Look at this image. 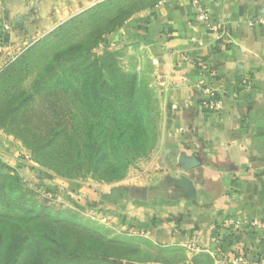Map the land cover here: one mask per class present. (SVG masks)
Instances as JSON below:
<instances>
[{"label":"crops","instance_id":"crops-1","mask_svg":"<svg viewBox=\"0 0 264 264\" xmlns=\"http://www.w3.org/2000/svg\"><path fill=\"white\" fill-rule=\"evenodd\" d=\"M102 1L0 0V65L27 41ZM203 2L219 33L196 21L190 0H167L114 35L150 51L159 141L142 171L102 187V209L131 235L182 253L156 264H220L218 249L232 259L264 257L261 232L223 227L228 219L264 221V28L253 22L264 18V0ZM199 64L216 73L215 88L226 102L221 116L200 105ZM17 148L0 136V156L13 167Z\"/></svg>","mask_w":264,"mask_h":264},{"label":"rangeland","instance_id":"rangeland-1","mask_svg":"<svg viewBox=\"0 0 264 264\" xmlns=\"http://www.w3.org/2000/svg\"><path fill=\"white\" fill-rule=\"evenodd\" d=\"M164 1L167 0H109L105 3L107 6L101 9L102 13H99L97 22H94L96 16L90 14L75 15L59 24L50 34L37 40L27 41V44L17 48L13 54L3 60L0 65V136L5 138L8 143L18 144L19 149L14 151L13 157L17 159L19 165L13 167L16 162L13 164L5 162L1 156L0 160L2 164L11 168L12 171L8 172L11 176H18L20 181L18 189L21 192L18 193V196L21 201L33 208L36 217H48V219L20 221L26 218L27 214L24 213H15L14 217L16 218L13 220L0 219V235L2 236L0 264L13 263L21 248L29 242L24 241L26 237L32 234H37L38 237L48 231L59 233L63 226L84 233L86 231L100 232L107 241L123 243L126 250L123 249L122 252L128 257L122 261L123 264H156L158 261H169L170 257L174 256L170 254L171 251L167 253L162 251L150 240L138 235L133 236L122 230L111 213L103 212L105 200H101L102 194L100 193L103 186L107 187L125 181L134 170L142 171L157 148L160 114L157 93L152 87L156 75L155 65L150 59V51L140 42L114 37V35L125 28L130 20ZM72 19H77V21L70 23ZM102 32L104 36L98 45L92 48L89 53L86 51L82 53L84 48L91 46L88 43L90 37L95 38ZM77 54L82 59L85 55H89L91 60H99L106 55H113L102 63L108 72L106 79L111 78L114 73L120 76L121 73L129 77L135 76L140 84L146 85L152 91L153 116L156 121L157 136L150 140L148 152L145 155L125 162V167L121 168L119 172L121 177L119 180L106 181L98 175L85 174L86 171H83L82 168L81 171L85 175L79 176L75 173L76 169L71 172L69 167L63 168L62 166L66 163L59 158L52 161L57 169L36 162L37 157L42 156L38 154L42 142H38L33 134L39 136L43 133L47 135L46 140H48L51 131L59 129L54 125V119L60 117V114L67 116L65 106L61 109L52 104L49 106L48 103L36 101L30 108L10 115L13 106L19 102V100L14 101L15 93L20 90L29 91L36 79H47L50 73L45 69L51 64L56 68L51 74L53 73L55 77L63 75V65L59 66L58 64H64L63 61L69 55L72 57ZM19 67L21 70H17ZM59 68L61 70H58ZM49 109L51 110L50 115L45 116ZM45 117H50L51 123H46L45 120L48 119ZM25 120L36 126V129L27 128ZM73 145L71 138L58 140L47 151H43V157L46 158L47 154L56 158L61 150L68 151ZM60 157H67L66 153H62ZM70 161L67 162L69 165L84 163L78 162L75 156H71ZM64 171L70 172L69 175L65 176ZM110 176L112 175H108L105 179L111 178ZM10 185L13 186V183ZM106 205H108L106 210L111 211L107 209L111 208V199ZM0 212L6 213L7 210H2L0 207ZM39 251H41L39 247H32L31 250L25 252V258H22L18 264H41L42 259L38 258ZM175 257L180 258V255Z\"/></svg>","mask_w":264,"mask_h":264},{"label":"trees","instance_id":"trees-1","mask_svg":"<svg viewBox=\"0 0 264 264\" xmlns=\"http://www.w3.org/2000/svg\"><path fill=\"white\" fill-rule=\"evenodd\" d=\"M106 2L99 3L79 15L96 16L94 22H97L101 9L107 6ZM74 21L77 19H72L70 23ZM103 36L102 32L95 38L90 37L88 43L91 46L84 48L82 53L84 51L89 53ZM3 41L6 42V37ZM111 56L113 55L91 60L89 55H85L83 59L78 54L72 57L69 55L63 61L64 64H58L63 65V75L55 77L53 73L51 74L56 69L51 64L45 69L50 73L47 79H36L29 91L20 90L15 93L14 101L19 100V102L13 106L10 115L30 108L36 101L48 103L49 106L52 104L61 109L65 106L67 112V116L60 114V117L54 119V125L59 129L52 130L48 140H46L47 135L43 133L39 136L33 134L38 142H42L38 153L42 156H38L36 162L57 169L52 161L59 158L66 163L63 168L69 167L71 172L76 169L75 173L79 176L92 174L106 181H114L121 178L119 172L125 167V162L148 152L150 140L157 136L152 91L146 85L140 84L135 76L129 77L122 73L120 76L114 73L111 78L106 79L108 72L102 63ZM50 111L49 109L45 116H49ZM45 119H48L45 120L46 123H51L50 117ZM25 123L30 130L36 129V126L30 124L28 120H25ZM67 138H71L74 143L68 151L61 150L56 158L47 154L46 158L43 157V151H47L53 143ZM62 153H66L67 157H60ZM71 156H75L78 162L84 163L69 165L67 162H71ZM1 162L0 160V207L7 212H0V219L13 220L16 218L15 213L27 214L26 218L20 221L48 219V217H36L33 208L21 201L18 196V193H21L18 189L20 182L18 176H11L8 173L12 171L11 168ZM81 168L86 171L85 174ZM69 173L64 171L63 174L68 176ZM108 175H112L111 178L105 179ZM10 183H13V186ZM1 237L0 235V242ZM24 241L29 242L21 248L12 264H18L22 258H25V252L32 247L41 249L38 256L42 259L41 264H123L122 261L128 258L122 252L123 249L126 250L123 243L107 241L100 232L84 233L67 226H63L59 233L48 231L38 237L37 234H32ZM162 251L170 252L165 249ZM120 254L123 255L119 256ZM170 254L174 255L170 259L176 258V255H180V258L182 256L179 251H171ZM170 262L172 261L164 260L156 263Z\"/></svg>","mask_w":264,"mask_h":264},{"label":"built area","instance_id":"built-area-1","mask_svg":"<svg viewBox=\"0 0 264 264\" xmlns=\"http://www.w3.org/2000/svg\"><path fill=\"white\" fill-rule=\"evenodd\" d=\"M193 10L195 12V19L199 23H203L207 25V27L213 33H219L221 31V27L218 24H213L212 17V9L210 5L204 4L203 0H190ZM217 0H211V2H215ZM255 25H259L264 28V18H257L253 21ZM5 31H9L8 27H4ZM1 44V39H0ZM200 76L197 79L196 86L201 91L203 95V99L200 103L202 109L205 112L215 114L221 116L226 109V102L224 96L219 93V91L215 88L214 80L216 77V73L213 69L208 67L205 64L198 65ZM224 228H234L237 231L242 230H254L259 231L263 234L262 240L264 241V221L253 220V219H228L223 224ZM218 239L214 238V242L218 244ZM184 247L188 250L198 252L199 249L192 244H184ZM218 253L221 256L220 264H264V257L259 258L254 261L246 260L244 255L239 257V259H232L221 252L218 249Z\"/></svg>","mask_w":264,"mask_h":264},{"label":"water","instance_id":"water-1","mask_svg":"<svg viewBox=\"0 0 264 264\" xmlns=\"http://www.w3.org/2000/svg\"><path fill=\"white\" fill-rule=\"evenodd\" d=\"M165 157H166V154L163 156V159H165ZM163 163H161V165H162Z\"/></svg>","mask_w":264,"mask_h":264}]
</instances>
